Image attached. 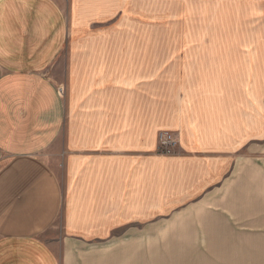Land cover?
I'll use <instances>...</instances> for the list:
<instances>
[{"label": "crops", "instance_id": "0c3cea01", "mask_svg": "<svg viewBox=\"0 0 264 264\" xmlns=\"http://www.w3.org/2000/svg\"><path fill=\"white\" fill-rule=\"evenodd\" d=\"M158 11L0 0V264H215L174 257L264 224L226 207L264 185V0L229 36L190 35L189 18L177 34L170 15L159 29Z\"/></svg>", "mask_w": 264, "mask_h": 264}, {"label": "rangeland", "instance_id": "374dc122", "mask_svg": "<svg viewBox=\"0 0 264 264\" xmlns=\"http://www.w3.org/2000/svg\"><path fill=\"white\" fill-rule=\"evenodd\" d=\"M244 5L245 0H158L159 29H165L162 28L165 25L164 16L170 15L177 34L180 33L182 21H186L189 18L190 35H201L205 37L233 35L236 31V21H233L232 12L236 8L237 10H243ZM242 30L244 31V28ZM239 35H244V32L239 31ZM62 96H64V93ZM255 161L257 162H255V174L259 175L263 184L264 152L261 157L255 158ZM249 190H251V193L247 196V200L251 203H241L238 197L235 199V202L238 200L236 203H231L226 207L231 208L229 211L235 213L251 211L255 217H262L264 219V185H257ZM262 223H264V220ZM253 232V235L243 237H185L186 239L184 238V240H188V243L197 242L202 245L208 244L210 247L218 248V250L211 252L196 251L178 253L174 258L200 261L212 260L215 264H264V257L259 258L258 261L252 257L256 252H250L247 259L245 252L225 250V248L234 247V244L252 243L257 245V247H264V224L261 227L255 228ZM226 239H229V241H226ZM259 254L263 255L264 252H259ZM164 255L166 254L160 253L159 259L165 258L163 257Z\"/></svg>", "mask_w": 264, "mask_h": 264}, {"label": "built area", "instance_id": "2783aa9c", "mask_svg": "<svg viewBox=\"0 0 264 264\" xmlns=\"http://www.w3.org/2000/svg\"><path fill=\"white\" fill-rule=\"evenodd\" d=\"M59 94L64 93L63 87L59 88ZM157 149L159 153L170 154L175 146L178 145V140L171 131H160L157 138Z\"/></svg>", "mask_w": 264, "mask_h": 264}]
</instances>
